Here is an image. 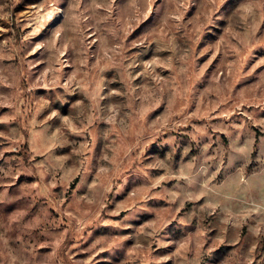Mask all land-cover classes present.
<instances>
[{"label":"rangeland","instance_id":"obj_1","mask_svg":"<svg viewBox=\"0 0 264 264\" xmlns=\"http://www.w3.org/2000/svg\"><path fill=\"white\" fill-rule=\"evenodd\" d=\"M264 264V0H0V264Z\"/></svg>","mask_w":264,"mask_h":264},{"label":"built area","instance_id":"obj_2","mask_svg":"<svg viewBox=\"0 0 264 264\" xmlns=\"http://www.w3.org/2000/svg\"><path fill=\"white\" fill-rule=\"evenodd\" d=\"M67 264H71V263H67Z\"/></svg>","mask_w":264,"mask_h":264}]
</instances>
